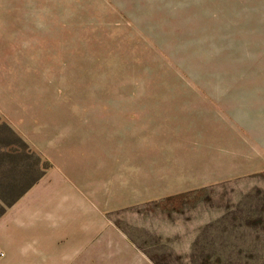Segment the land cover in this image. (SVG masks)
Masks as SVG:
<instances>
[{
	"label": "rangeland",
	"instance_id": "rangeland-1",
	"mask_svg": "<svg viewBox=\"0 0 264 264\" xmlns=\"http://www.w3.org/2000/svg\"><path fill=\"white\" fill-rule=\"evenodd\" d=\"M259 22L264 0H2L0 178L42 175L0 264H264ZM37 185L81 196L64 261L31 260Z\"/></svg>",
	"mask_w": 264,
	"mask_h": 264
},
{
	"label": "crops",
	"instance_id": "crops-1",
	"mask_svg": "<svg viewBox=\"0 0 264 264\" xmlns=\"http://www.w3.org/2000/svg\"><path fill=\"white\" fill-rule=\"evenodd\" d=\"M1 2L2 0H0V3ZM255 33L257 36L255 58V100L258 101L259 109L264 112V27L263 25L262 27L260 26V22L259 24H257ZM66 195L68 196V198H71L72 196L75 198L81 197L77 194V192L71 190L69 186H67V189H65L64 192L60 193V195H57L52 190L41 188L38 185L32 189L31 221L33 233L31 236L30 247L31 260H33L34 262L43 261L51 263L57 261H64L66 259L67 253H70L72 251V245H75V242V250L78 251L81 249L82 242L78 241L79 236H81V232H76L74 234V243L71 240L70 242H67V244L63 243V245L61 246L62 243H60L57 246V240L60 239L61 236L62 238H65L67 235H69L68 232H70V227L67 225V223L69 222L66 216V211L68 215L70 207L69 205L66 206L64 204V197L66 199ZM56 197H58L59 200H56ZM79 202H81V200ZM3 215H1V217ZM81 217L82 215L80 216V218ZM68 218L71 219L70 213ZM22 219L23 217H21V220ZM21 220H19V222ZM57 223L63 226L56 227L55 224ZM86 224L87 223L84 221L83 226L79 225V230H81L82 228L86 230ZM10 233V229L0 227V240L1 238H4L3 245H1L2 247L6 245V241L10 236ZM83 237L85 244V241L87 240L86 231L83 233ZM22 251L24 253L23 255H25L27 259L29 255V250L25 248V245H22Z\"/></svg>",
	"mask_w": 264,
	"mask_h": 264
},
{
	"label": "trees",
	"instance_id": "trees-1",
	"mask_svg": "<svg viewBox=\"0 0 264 264\" xmlns=\"http://www.w3.org/2000/svg\"><path fill=\"white\" fill-rule=\"evenodd\" d=\"M2 128L7 129V127H5L4 125L0 126V129ZM8 131L10 130L8 129ZM23 146L24 148H27L26 145H23ZM0 157H7L11 159V163L9 164H12V161L13 163L15 162L17 163V161L19 160L18 156L5 152L4 149H2V147H0ZM28 158L31 159L32 155L30 154ZM37 160L38 159H36V161ZM18 164L17 166L10 168L11 170H7L9 174H5L4 176L5 179L0 178V217L1 215L4 214L5 210L8 207L12 206L19 198H21L37 182V180L42 175L41 173H38L34 178L29 179V177L25 175L27 173V170H25L23 166L18 165ZM22 177L24 178V184L22 187H18L16 189L11 187L15 185L16 183L20 182L22 180ZM3 181H6L7 184L4 185L3 183L2 185Z\"/></svg>",
	"mask_w": 264,
	"mask_h": 264
}]
</instances>
